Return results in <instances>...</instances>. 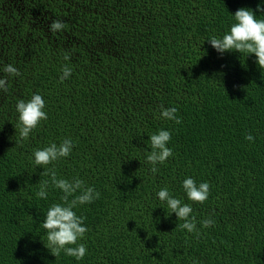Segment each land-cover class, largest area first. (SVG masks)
Wrapping results in <instances>:
<instances>
[{"label":"trees","instance_id":"obj_1","mask_svg":"<svg viewBox=\"0 0 264 264\" xmlns=\"http://www.w3.org/2000/svg\"><path fill=\"white\" fill-rule=\"evenodd\" d=\"M240 8L264 19V0H0V264H264V69L207 40ZM34 93L47 119L21 141L15 105ZM161 129L173 156L153 174L149 137ZM65 138L71 154L48 167L100 193L74 209L88 229L79 261L45 247L42 222L63 193L36 196L49 177L33 151ZM188 177L211 186L203 204L187 199ZM163 187L191 205L199 236L178 227Z\"/></svg>","mask_w":264,"mask_h":264},{"label":"clouds","instance_id":"obj_2","mask_svg":"<svg viewBox=\"0 0 264 264\" xmlns=\"http://www.w3.org/2000/svg\"><path fill=\"white\" fill-rule=\"evenodd\" d=\"M257 11H260L259 6ZM234 22L222 36H211L209 44L218 53L235 51L240 54H254L256 64L260 69H264V19H259L251 9L240 8L232 15ZM51 31H59L64 28V23L60 20H53L49 26ZM65 60H70V54L65 55ZM8 76H19L20 73L13 65L8 64L2 69ZM61 81L69 78L72 69L65 66L62 68ZM7 78H0V90L7 91ZM18 113L19 137L21 141L28 140L30 134L40 126L41 122L47 119L45 111V101L40 94H33L30 100H18L15 105ZM175 107L160 108V118L174 121L180 124L182 121L177 116ZM248 141H253L254 137L249 134L245 137ZM151 151L147 153L146 162L151 165L149 171L153 174L159 171L157 165L164 164L169 157L173 156L172 148L168 147L171 140V132L161 129L153 133L150 137ZM71 138L63 139L59 144L53 142L47 146L33 151V162L43 168L42 174L49 177L39 183V190L36 196L40 199H47L49 187L60 190L63 195L60 203H53L47 209L42 222V228L46 230L47 244L45 247L54 257L60 256L63 252L66 256L73 257L77 261L82 260L87 254V248L83 240L88 229L84 225L85 217L78 216L74 209L80 205L91 204L100 198V193L91 186H86L85 182L77 177L68 180L60 178L53 165L61 158L68 157L73 149ZM210 185L207 182L199 184L191 178H185L182 188L188 200L194 203L203 204L209 197ZM156 196L162 202H166L170 213H175L178 220L182 221L179 228L187 230L189 233L195 232L197 236L200 231L197 228V220L192 215L193 209L190 204L183 203L181 199L170 194L167 187L161 188ZM71 198V199H70ZM201 227L212 226L215 221L206 218L199 222Z\"/></svg>","mask_w":264,"mask_h":264}]
</instances>
